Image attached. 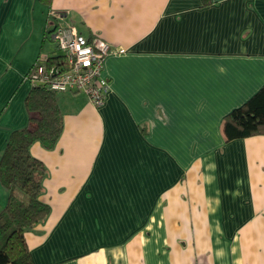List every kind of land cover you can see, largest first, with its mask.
I'll list each match as a JSON object with an SVG mask.
<instances>
[{
    "label": "crops",
    "instance_id": "0c3cea01",
    "mask_svg": "<svg viewBox=\"0 0 264 264\" xmlns=\"http://www.w3.org/2000/svg\"><path fill=\"white\" fill-rule=\"evenodd\" d=\"M55 24L109 45V90L57 93L58 141L30 147L50 209L32 264H264V135L222 133L264 86V0H0V155Z\"/></svg>",
    "mask_w": 264,
    "mask_h": 264
},
{
    "label": "trees",
    "instance_id": "16d2710c",
    "mask_svg": "<svg viewBox=\"0 0 264 264\" xmlns=\"http://www.w3.org/2000/svg\"><path fill=\"white\" fill-rule=\"evenodd\" d=\"M42 62L53 70L63 58L60 54ZM56 94L44 86H32L24 100L28 125L9 134L0 155V184L8 195L0 211V264H32L24 234L49 215V206L39 199L46 169L29 150L34 143L52 150L58 141L63 119ZM222 133L225 141L264 135V86L223 118Z\"/></svg>",
    "mask_w": 264,
    "mask_h": 264
},
{
    "label": "built area",
    "instance_id": "2783aa9c",
    "mask_svg": "<svg viewBox=\"0 0 264 264\" xmlns=\"http://www.w3.org/2000/svg\"><path fill=\"white\" fill-rule=\"evenodd\" d=\"M48 17L57 20L61 14L50 10ZM49 37L63 58L62 65L47 70L42 61H37L27 79L32 85L44 86L55 93H82L93 105H101L109 90L102 76L103 59L111 51L109 45L97 36L79 34L70 25H53Z\"/></svg>",
    "mask_w": 264,
    "mask_h": 264
}]
</instances>
